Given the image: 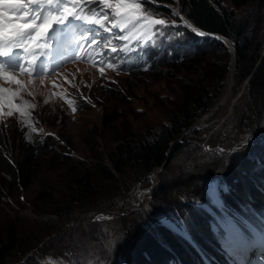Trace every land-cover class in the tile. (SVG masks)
<instances>
[{"label":"rangeland","instance_id":"rangeland-1","mask_svg":"<svg viewBox=\"0 0 264 264\" xmlns=\"http://www.w3.org/2000/svg\"><path fill=\"white\" fill-rule=\"evenodd\" d=\"M257 1L252 0V5ZM161 7L168 9L169 13ZM143 8L150 11L153 17L165 19L172 25L163 29L164 36L154 35L155 29L144 33L164 43H169V39L176 43L179 32L174 29L175 26L188 25L183 21L186 19L176 15L177 7L160 4V7L151 9L143 4ZM258 13L259 17L252 19L249 29L254 43L260 35L264 37V1ZM144 23L147 24V21ZM74 56V79L88 85L93 83L97 74L96 61L89 54L75 53ZM210 57L211 54L205 55V59ZM231 57L229 69L233 54ZM188 67L167 62L158 66L159 70L153 76L151 73L140 75L127 72L110 82L109 91L117 93V97H112L110 92L105 93L101 100H96L97 103L87 104L80 110L75 107L64 113L57 102L47 103L38 98L40 101L35 105H38L36 113L39 120L28 132L20 130L12 118L0 126V139L6 143L3 147L0 140V147L14 165L29 153L26 148L36 143L49 148L47 155L34 152L30 156L25 184L22 177L14 183L9 175L0 176V241L16 240L9 257L11 264H128L132 252L125 228L129 219H135L134 212L129 213L139 211L142 212L140 216H146L150 209L155 211V220L150 222L151 231L162 224L183 244L188 254L192 250L206 259L209 257L192 234L196 228L188 215L191 211L180 212L177 203H181L182 195L192 193L196 196L198 190L191 186L196 180L209 175L207 167L211 154H203L200 149L219 155L253 145V142H246L227 148L222 142L212 148L211 142H208L209 135H220L222 140L238 127V118L245 109L243 98L247 85L242 83L236 87V71L229 85L227 73L216 88V98L199 112L202 114L185 131L184 135L188 138L163 173L160 169L151 171L145 180L134 182L131 172L116 174L109 180L96 169L97 164L108 165L109 153L117 140L130 132L136 139H143L168 123L170 112L180 103L177 100L180 97L179 81L190 77L196 80L203 72L201 61ZM113 74V71H107L102 76L109 78ZM226 89L230 90V96L227 103H222ZM79 94L81 96L76 98V102H86L85 91ZM193 129L198 130V136L189 138ZM259 142H264V138ZM81 176H87L89 183L84 191L83 187L75 184ZM260 178L255 175L253 180L256 183ZM161 179L171 186L168 198L177 194L174 199L170 198L172 204L153 194ZM211 182H207V190L201 192L197 204L191 205L192 211L195 209L208 214L211 225L209 237L196 231L205 243L215 235L212 229L214 218L222 219L221 212L213 204L217 195L207 193L212 188ZM218 198L224 211L237 223L240 217L255 222L254 209L238 202L241 207L232 210L224 199ZM165 220L170 223L169 226L164 223ZM173 226L176 230L172 229ZM23 252L26 253L22 255Z\"/></svg>","mask_w":264,"mask_h":264},{"label":"trees","instance_id":"trees-1","mask_svg":"<svg viewBox=\"0 0 264 264\" xmlns=\"http://www.w3.org/2000/svg\"><path fill=\"white\" fill-rule=\"evenodd\" d=\"M150 1L172 7L178 5L180 12L197 28L227 39L235 49L236 87L244 83L252 73L262 56L264 37L260 35L254 43L249 29L252 19L259 17L258 10L264 0H258L255 5H252V0ZM147 4L151 9H156L151 2ZM161 10L169 13L165 7H161ZM175 19L179 20L177 17ZM174 29L183 33L182 36L175 38V42L179 46H183L186 42L197 41L191 53L178 57L179 51H176L178 55L175 52L170 56L168 64H178L183 68H189L188 66L191 64L201 61L203 72L196 80L190 77L179 81L180 97L177 100L180 103L170 112L167 124L162 125L151 136L143 139H136L135 135L130 132L128 136L117 140L109 153L108 165L95 163L97 164L96 169L106 179H113L116 174L123 172H131L134 182H136L145 180L151 171L160 169V173H163L167 164L173 161L175 154L183 147V141L188 138L184 135L185 131L202 114L199 112L205 110L210 101L216 98L218 90L216 88L227 76L232 53L225 43L217 39L199 37L187 26L177 25ZM206 54H211L212 57L205 59ZM158 70L159 68H153L147 73H151L150 75L153 76ZM212 83L214 86H211ZM246 85L247 92L243 98L245 109L238 118V127L222 140L220 135L217 137L211 134L208 142H211L209 144L212 148L222 142L227 148L246 142H253V145L245 146L231 154L219 153V155L200 149L203 154H211L210 165L207 167L209 175L202 177V180H196L191 186L198 190L196 196L192 193L180 195L181 203H177L180 212L191 211V214L188 213V215L194 222L193 226L196 231L198 230L206 237H209L211 228L208 214H203L195 209L192 211L191 205L197 204L201 192L207 190L208 181H212V188L207 193L211 196L218 195L224 199L226 204L232 207V210L241 207L238 202H242L245 206L254 209L256 213L264 215V142H259L264 138V60L251 75ZM105 93H109L112 97L118 96L114 91L102 88L96 90L94 95L98 100H101ZM197 134L198 130L193 129L189 138H196ZM173 143L175 145L172 147ZM5 145L6 143H3V147ZM0 149V176L3 177L4 174H7L14 183L22 177L23 184L28 179L27 168L30 156L34 152L43 153V155H47L49 152V148L44 147L41 143H36L35 146L26 148L29 153L23 157L19 164L14 165L4 156L1 147ZM248 171L250 172L248 173ZM255 175L261 177L256 183L253 180ZM212 176L213 179L210 180L209 178ZM162 179L155 187L153 194L169 203L170 198L174 199L177 194L168 198L167 193L171 186ZM75 182L76 185L83 187L82 191L88 188L87 176H81ZM217 188H219L218 194ZM172 203L171 201L169 204ZM131 214L135 219H129L125 228L129 238L130 253L132 252L131 257L128 258V264H203L200 255L192 250L188 254L183 244L177 241L175 235L164 225L159 224L155 226V230H150V222L155 220L154 210L150 209L146 216H140L142 212L133 210L130 211L129 215ZM141 217H143V221ZM196 231H192L195 241L207 252L215 255L212 248L203 242L199 235L197 236ZM15 243V238L8 239L7 243L0 241V264L12 263L9 257ZM209 243L218 248L213 240L209 239ZM180 252L183 253L180 254ZM25 253L23 252L22 255ZM217 256L219 257V255Z\"/></svg>","mask_w":264,"mask_h":264},{"label":"snow or ice","instance_id":"snow-or-ice-1","mask_svg":"<svg viewBox=\"0 0 264 264\" xmlns=\"http://www.w3.org/2000/svg\"><path fill=\"white\" fill-rule=\"evenodd\" d=\"M69 10L68 0H27V4H25V0H0V74L5 69L11 73L28 71L29 75L35 73L38 76L46 73L47 66L41 65L40 67L43 69L41 72L37 70L34 63L26 62L25 53L31 47V44L26 42H34V38L42 37L52 31L53 25L56 26V31L50 38L63 45L70 34L74 37L71 41L72 44L78 45L77 51L86 46L111 45L113 40H128V36L114 33V29H119L120 33L125 30L131 33L139 26V30L142 32L155 29L154 35L164 36L163 29L172 26L165 19L153 17L150 11L143 8L142 0H111V2L110 0H99L98 7L91 10V16L95 19H89L87 14L81 15L78 12H72L71 19H68ZM33 21H39V23L34 24ZM73 21L95 25V27L84 29L82 24H74ZM145 21L147 24L144 23ZM64 25L68 26L66 30H62ZM187 27L191 28L197 36L206 35V33L192 28L190 24ZM77 29L80 30L78 37ZM101 30L108 35H102ZM177 35L182 36L183 33H177ZM78 41L83 43L78 44ZM117 50L116 46L111 47L109 56ZM101 55L103 56V53ZM107 63L111 65V60H108ZM0 78L19 83L14 77L3 76ZM5 91L6 89L0 87V93ZM3 103L11 104L12 101L0 96V104ZM216 191L218 194L219 188ZM213 204L221 212L222 219L214 218L212 229L223 249L230 256H235L239 264H243V257L239 255L240 253L250 250L256 243L264 246V228L258 231L255 225L243 217H240V222L237 223L236 219L224 211L223 203L219 200L218 195L217 201ZM164 223L167 226L170 225L166 220ZM259 223L264 225V217L259 218ZM172 229L176 230L175 226ZM245 231L251 233L255 240L250 241ZM184 235L187 238V233Z\"/></svg>","mask_w":264,"mask_h":264},{"label":"water","instance_id":"water-1","mask_svg":"<svg viewBox=\"0 0 264 264\" xmlns=\"http://www.w3.org/2000/svg\"><path fill=\"white\" fill-rule=\"evenodd\" d=\"M175 13H176V14L178 13V16H180V17L186 19L189 23H191V22H190V21H189V20H188L183 14H181V13L179 12V7H177ZM192 26L195 27L193 24H192ZM199 31H201V30H199ZM202 32H203V31H202ZM204 33H205V32H204ZM206 35L209 36V37H212V38L218 39V40L222 41L223 43H225V45L231 50V52H232V54H233V62H232V65L234 66V65H235V49L232 48V46H231V44L229 43V41H228L227 39H225V38H223V37L217 35V34H208V33H206ZM263 60H264V51H263L262 56L260 57L259 61L257 62L256 66H255V68H254V70H253L252 73L247 77V79L245 80L244 84H247V83H248L249 78H250L251 75H252V74H253V73L259 68V66L261 65V63H262ZM174 145H175V143H173L172 147H173ZM172 147H171V148H172Z\"/></svg>","mask_w":264,"mask_h":264},{"label":"bare ground","instance_id":"bare-ground-1","mask_svg":"<svg viewBox=\"0 0 264 264\" xmlns=\"http://www.w3.org/2000/svg\"><path fill=\"white\" fill-rule=\"evenodd\" d=\"M183 21H185V22L188 23V21H186V20H183ZM233 72H234V66L231 64L230 69H229V72H228V76H227V82H228L227 85H229L230 82H231V80H232ZM229 96H230V90L229 89H226L225 92H224V95H223L222 103H227V101L229 99Z\"/></svg>","mask_w":264,"mask_h":264}]
</instances>
